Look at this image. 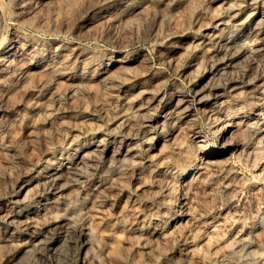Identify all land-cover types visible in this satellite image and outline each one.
<instances>
[{
  "label": "rangeland",
  "instance_id": "374dc122",
  "mask_svg": "<svg viewBox=\"0 0 264 264\" xmlns=\"http://www.w3.org/2000/svg\"><path fill=\"white\" fill-rule=\"evenodd\" d=\"M255 3L0 0V264H264Z\"/></svg>",
  "mask_w": 264,
  "mask_h": 264
},
{
  "label": "bare ground",
  "instance_id": "6f19581e",
  "mask_svg": "<svg viewBox=\"0 0 264 264\" xmlns=\"http://www.w3.org/2000/svg\"><path fill=\"white\" fill-rule=\"evenodd\" d=\"M246 3H247V5H250V3H253V0H244ZM256 3L254 4V6H253V9H254V11H255V13L256 14H258L259 13V19H263L264 20V7H261L260 5H258L257 4V0H254ZM246 6V5H245ZM235 7V3H230V5H229V7H228V9H229V11H228V13H230V11L233 9ZM247 7V6H246ZM236 15V14H235ZM235 15H233V16H235ZM256 19H258V18H256ZM255 19V20H256ZM255 20H253L252 21V19H251V23L253 24V22L255 21ZM237 24V28H241V29H243V27H245L246 25V22L245 21H241V22H237L236 23ZM249 24V23H248ZM240 31H242V30H240ZM250 36V34L246 31L245 33H243V34H238L236 37L237 38H239L240 40H242L243 38H248ZM242 38V39H241ZM245 38V39H246ZM244 39V40H245ZM237 40V39H236ZM233 41V42H232ZM235 42V38H233V40H230V41H228V39L227 38H223V37H219L218 38V41L215 43L216 45V48L214 47V51L212 52V54L211 55H209V57L210 58H219V59H223V60H225L226 59V61L225 62H223V66L224 65H229L232 61H233V56H231V53H230V50L234 47V45L236 44V43H234ZM233 43H234V45H233ZM237 43H238V41H237ZM223 69L225 68V67H222ZM180 106H182V105H180ZM176 111V110H179V107L178 106H176V107H173L172 105H164V112H165V115H168L169 113H171V112H173V111ZM60 164H63L62 162H60ZM61 166V165H60ZM57 172H54V173H52L51 174V177H50V180L46 183V185H45V188H44V191L46 192V195H48L49 193V191L51 190V188L58 182V179H59V176L56 174Z\"/></svg>",
  "mask_w": 264,
  "mask_h": 264
}]
</instances>
